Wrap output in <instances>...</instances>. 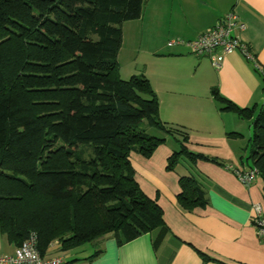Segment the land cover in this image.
I'll use <instances>...</instances> for the list:
<instances>
[{"label":"trees","instance_id":"16d2710c","mask_svg":"<svg viewBox=\"0 0 264 264\" xmlns=\"http://www.w3.org/2000/svg\"><path fill=\"white\" fill-rule=\"evenodd\" d=\"M145 1L0 0V233L10 244L35 233L45 256L53 244L61 253L109 234L121 246L165 232L130 154L149 158L170 138L179 150L168 171L181 157L220 164L189 152L187 134L160 122L144 76H119L121 25L137 20ZM212 95L221 111L251 121L247 160L264 187V102L241 109ZM178 185L183 211L206 206L196 177Z\"/></svg>","mask_w":264,"mask_h":264},{"label":"crops","instance_id":"0c3cea01","mask_svg":"<svg viewBox=\"0 0 264 264\" xmlns=\"http://www.w3.org/2000/svg\"><path fill=\"white\" fill-rule=\"evenodd\" d=\"M143 5L137 20L121 25L119 74L123 79L144 76L156 94L160 122L187 134L189 152L220 164L194 160L168 171L167 161L176 151L168 140L149 158L131 153L134 180L161 208L166 231L154 230L121 246L109 234L96 240L94 254L83 249L60 253L53 244L45 256L60 255L63 264H264V243L251 223L252 205H264L263 182L256 177L245 187L227 169L252 166L246 148L251 132L246 141L242 134L251 121L221 111L212 95L215 89L241 109L263 104L264 0H146ZM230 11L245 25L239 37L258 71L239 52L219 55L222 67L214 70L208 57H195L186 46L167 47L172 40L193 41ZM125 47L127 57L120 60ZM182 176L200 181L204 208L186 212L178 206ZM15 248L0 233V256L12 255Z\"/></svg>","mask_w":264,"mask_h":264},{"label":"built area","instance_id":"2783aa9c","mask_svg":"<svg viewBox=\"0 0 264 264\" xmlns=\"http://www.w3.org/2000/svg\"><path fill=\"white\" fill-rule=\"evenodd\" d=\"M244 30L245 25L238 16L230 11L193 41L172 40L167 42V47L186 46L195 57H208L214 70H220L222 67L219 55L226 56L233 52H239L258 71V66L249 47L240 40L239 34ZM227 169L245 187H248L258 177V171L253 166L245 171H238L229 166ZM251 211V223L256 237L264 243V205L254 204ZM36 246V234L30 233L27 239L14 249L12 255L0 256V264H63L60 255L42 256Z\"/></svg>","mask_w":264,"mask_h":264},{"label":"rangeland","instance_id":"374dc122","mask_svg":"<svg viewBox=\"0 0 264 264\" xmlns=\"http://www.w3.org/2000/svg\"><path fill=\"white\" fill-rule=\"evenodd\" d=\"M144 6V5H143ZM125 51H126V47L124 48V50H122V54H121V56H120V60L122 59H124V58H126L127 57V55H126V53H125ZM119 76H120V74H119ZM120 78L122 79V80H128L129 78H127V79H123L121 76H120ZM251 123H249V122H246L245 124H244V129H243V136H244V140L246 141L247 140V138H248V135L246 134V133H248V131L250 130V132H251V134H252V125H250ZM154 135L155 134V137H157V138H160V137H162L163 135L161 134V133H156L155 131H153V133H150V135ZM152 135V136H153ZM251 136V135H250ZM168 141H169V145H172V142L174 141V146H175V150L176 151H178L179 150V148H178V143L174 140V139H170V138H168L167 139ZM248 153V152H247ZM186 165H188L187 164V161H186V159H183L182 157L180 158V160H179V162H178V165H176V167L175 168H177V169H181V168H183L184 166H186ZM81 247H83V248H77V249H74V250H71L72 252H74V254L75 253H77V252H79L80 250H84V251H86V252H88V254H94V252H96L97 250H98V248H97V244H96V240H94V241H92V242H89V243H86V244H84L83 246H81ZM73 254V255H74Z\"/></svg>","mask_w":264,"mask_h":264}]
</instances>
